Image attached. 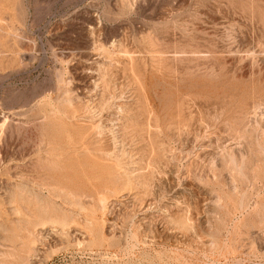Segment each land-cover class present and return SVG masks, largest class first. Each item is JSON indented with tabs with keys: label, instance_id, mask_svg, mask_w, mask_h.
<instances>
[{
	"label": "rangeland",
	"instance_id": "374dc122",
	"mask_svg": "<svg viewBox=\"0 0 264 264\" xmlns=\"http://www.w3.org/2000/svg\"><path fill=\"white\" fill-rule=\"evenodd\" d=\"M0 264H264V0H0Z\"/></svg>",
	"mask_w": 264,
	"mask_h": 264
},
{
	"label": "bare ground",
	"instance_id": "6f19581e",
	"mask_svg": "<svg viewBox=\"0 0 264 264\" xmlns=\"http://www.w3.org/2000/svg\"><path fill=\"white\" fill-rule=\"evenodd\" d=\"M108 48V47H107ZM112 49V48H111ZM113 54V53H112ZM109 60V59H108ZM109 69H110V67H109ZM61 77V76H60ZM111 77V76H110ZM60 82V81H59ZM92 102V101H91ZM88 105H89V103H87ZM91 104V103H90ZM86 109V108H85ZM89 111V110H88ZM90 113H92L91 111H90ZM98 128V127H97ZM99 129V128H98ZM97 129V130H98ZM99 131H97V133H98ZM88 152V151H87ZM114 153V152H113ZM107 157V156H106Z\"/></svg>",
	"mask_w": 264,
	"mask_h": 264
}]
</instances>
